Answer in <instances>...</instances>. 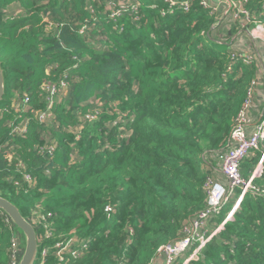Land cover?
Segmentation results:
<instances>
[{"label": "trees", "instance_id": "1", "mask_svg": "<svg viewBox=\"0 0 264 264\" xmlns=\"http://www.w3.org/2000/svg\"><path fill=\"white\" fill-rule=\"evenodd\" d=\"M136 1L112 20L108 0H0V194L34 225L39 257L50 248L46 264H164L159 249L207 207L208 181L227 183L237 116L251 81L264 87L254 55L232 57L241 38L254 48L235 9L217 24L203 0ZM231 1L247 28L264 25V0ZM263 110L255 98L253 116ZM263 155L264 141L242 160L255 190L239 201L234 189L187 264H264ZM71 237L88 246L60 261L54 245ZM15 240L24 249L0 210V264L18 260Z\"/></svg>", "mask_w": 264, "mask_h": 264}, {"label": "built area", "instance_id": "2", "mask_svg": "<svg viewBox=\"0 0 264 264\" xmlns=\"http://www.w3.org/2000/svg\"><path fill=\"white\" fill-rule=\"evenodd\" d=\"M167 1L172 5L176 4L175 0ZM229 1L232 3L231 11L233 9L236 10L235 18L244 16L243 19L247 21V23L245 22L242 26L244 27V32L250 37L254 45L253 50L249 48L247 49L245 40L241 38L240 45L235 47L232 57L239 55L244 64L250 65L253 62L254 55L258 59V69L261 77L264 79V62L261 60V53L264 51V25L256 22L253 30L247 28L248 24L252 21L249 18V13L244 8L243 4H236L231 0ZM108 2L110 7L113 9V12L109 16L112 20L121 17L127 12L136 13L139 10V2L137 1L131 3H119V0H108ZM211 3L212 4H210L209 1L203 0V5L205 7L210 8L213 6L214 10L219 12L217 17L218 24L227 17H224L221 21L218 20V18L225 13L228 5L227 2L223 0H214ZM223 5H225V9L220 11ZM182 6L184 9H188L189 0L184 1ZM253 21L256 20L254 19ZM253 31H256L255 34H258V36L253 37L251 35ZM256 40L259 42L258 45H256ZM259 80L261 79L255 78L251 81L248 89L247 100L237 116L235 126L230 135L228 143L229 149L224 155L221 166V172L226 177L227 183L223 184L214 183L211 180L208 181L206 186L208 191L207 207L190 223L186 229V236L183 239L174 244L165 245L159 249V253L163 258L164 264H174L179 258L183 257L192 247H194L193 253L184 261V264H187L203 247H205L215 234H207V231L205 230L207 220L212 215L221 211L223 205L227 202L234 189L241 188L243 190L239 201L247 194L248 191L255 190L252 185V181H244L240 172V163L245 157L258 150L261 143L264 141V110L260 112L257 117H254L252 113L254 99L260 97L262 101H264V87L260 86L261 81ZM25 101L28 102V98H26ZM262 160H264V155ZM261 164L262 163H260V165ZM239 201L237 202L238 204ZM238 204H236L230 216L235 211ZM105 211L110 213L111 208L107 207ZM76 244H80L83 248H87L88 246V243L85 240L79 239V237L63 239L54 245V256H56L60 261H63L67 254H70L73 257H79L81 255V250L74 247ZM13 245L15 247V257H17L16 254L19 252L18 260H15L13 264H18L23 249H19V243L16 240ZM49 254L50 248H45L40 255L41 259L39 257L37 264H46L47 256Z\"/></svg>", "mask_w": 264, "mask_h": 264}, {"label": "water", "instance_id": "3", "mask_svg": "<svg viewBox=\"0 0 264 264\" xmlns=\"http://www.w3.org/2000/svg\"><path fill=\"white\" fill-rule=\"evenodd\" d=\"M227 2L228 8L225 13L218 18L221 21L232 9V3L229 0H223ZM212 27L211 29H214ZM5 95V76L0 62V102ZM0 210H2L12 221L15 228L18 229L23 237L25 246L18 264H37L40 254V242L34 225L25 218L20 209L11 201L4 198L0 194Z\"/></svg>", "mask_w": 264, "mask_h": 264}, {"label": "crops", "instance_id": "4", "mask_svg": "<svg viewBox=\"0 0 264 264\" xmlns=\"http://www.w3.org/2000/svg\"><path fill=\"white\" fill-rule=\"evenodd\" d=\"M134 1H136V0H123L124 3L125 2L126 3H131V2H134ZM261 60H262V62H264V51H262V53H261Z\"/></svg>", "mask_w": 264, "mask_h": 264}, {"label": "rangeland", "instance_id": "5", "mask_svg": "<svg viewBox=\"0 0 264 264\" xmlns=\"http://www.w3.org/2000/svg\"><path fill=\"white\" fill-rule=\"evenodd\" d=\"M255 32L256 31H253V33H251V35L253 36V37H256V36H258V34H255ZM257 41V43H256V45H258L259 44V42H258V40H256ZM259 47H260V45H259ZM218 177V176H217ZM220 178V177H219ZM221 179V178H220ZM222 181V180H221ZM236 204H238V203H236ZM236 204H235V206H236ZM239 205V204H238ZM238 205H237V207H238ZM236 210V209H235Z\"/></svg>", "mask_w": 264, "mask_h": 264}]
</instances>
